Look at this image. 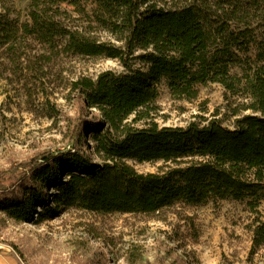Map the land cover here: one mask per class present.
<instances>
[{
  "label": "trees",
  "instance_id": "1",
  "mask_svg": "<svg viewBox=\"0 0 264 264\" xmlns=\"http://www.w3.org/2000/svg\"><path fill=\"white\" fill-rule=\"evenodd\" d=\"M67 7L83 16L91 9L93 21L122 45L71 25ZM28 17L19 24L0 14V50L11 60L22 57L21 42L30 38L51 51L116 59L124 71L75 83L85 110L99 116L87 119L91 113L84 112L70 139L83 148L90 138L87 148L101 161L73 147L23 163V177H30L22 178L20 193L0 202L11 218L34 222L50 188L57 191L56 203L108 213L153 214L177 201L226 199L247 200L255 209L264 201V0H31ZM253 48L254 58L248 56ZM234 66L240 76L231 73ZM161 80L188 97L209 82L243 92L250 103L242 111L251 114L233 129L217 119L186 128L128 124L131 114L157 99ZM126 160L177 164L143 174ZM6 174L0 173V186ZM253 243L264 245V220L257 222Z\"/></svg>",
  "mask_w": 264,
  "mask_h": 264
},
{
  "label": "rangeland",
  "instance_id": "2",
  "mask_svg": "<svg viewBox=\"0 0 264 264\" xmlns=\"http://www.w3.org/2000/svg\"><path fill=\"white\" fill-rule=\"evenodd\" d=\"M31 0H0V14L19 24L28 20ZM71 25L99 41L122 45L118 38L88 16L67 7ZM9 10V12H8ZM66 21V22H67ZM262 30V27L259 29ZM21 58L11 60L0 50V202L12 199L24 183L25 168L42 152L87 151L95 161L90 138L82 146L71 141V130L84 112L75 83L96 79L109 70L123 72L116 59L51 51L47 45L24 39ZM253 48L248 56L254 58ZM241 75L238 66L231 69ZM158 97L129 116L136 128L188 127L219 120L233 129L237 119L251 114L243 92L233 93L219 83L197 84L192 97L171 92L165 80L157 84ZM74 151V150H73ZM139 173H158L177 163L126 160ZM67 178V176H66ZM20 193V192H19ZM38 207L34 222L11 218L0 209V264H264V245L254 247V230L264 220V201L253 209L235 199L190 205L177 201L153 214L91 211L55 202Z\"/></svg>",
  "mask_w": 264,
  "mask_h": 264
}]
</instances>
